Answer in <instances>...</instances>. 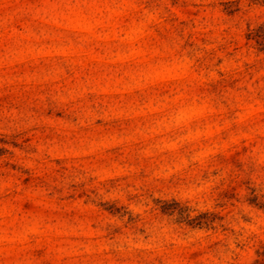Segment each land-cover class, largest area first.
<instances>
[{
  "label": "clouds",
  "instance_id": "1",
  "mask_svg": "<svg viewBox=\"0 0 264 264\" xmlns=\"http://www.w3.org/2000/svg\"><path fill=\"white\" fill-rule=\"evenodd\" d=\"M258 24L264 0L231 15L218 0H0V264H250L264 51L243 36ZM210 53L231 88L213 89ZM206 211L223 219L196 224Z\"/></svg>",
  "mask_w": 264,
  "mask_h": 264
},
{
  "label": "rangeland",
  "instance_id": "2",
  "mask_svg": "<svg viewBox=\"0 0 264 264\" xmlns=\"http://www.w3.org/2000/svg\"><path fill=\"white\" fill-rule=\"evenodd\" d=\"M237 0H218V7L219 10L224 14V15H231L235 9ZM181 10L178 9V13ZM257 25L253 26L251 29L255 28ZM250 29V30H251ZM249 31V30H248ZM247 31V32H248ZM247 32L243 36L244 42L250 46L253 50H258L255 45L254 41L252 39H247ZM200 40V44L205 43L204 37H198ZM200 44H197L195 40H186L185 41V46L192 51L189 53V55L195 54L196 51H201ZM91 55V53H89ZM213 56L215 57L214 62H212ZM203 59H206L209 61L208 63L204 64V68L207 69L209 72H214L216 76L220 77L221 79L216 80L214 84H212L213 89L220 88L222 90H226L227 88H231L235 84V80L231 78L229 74H227L224 70V64H225V58L224 56H219L215 55V53H210L206 55ZM57 117H60V113L57 112L55 114ZM30 138H25V143L28 142ZM0 143H3L5 145V148L8 146V141L3 140L0 141ZM12 146H18L16 143L13 141ZM29 178L25 176L24 183H28ZM234 194V190L230 189H224L220 194L222 199L224 201H227L232 198ZM83 193H79L78 196H82ZM27 207V205L25 206ZM179 206L176 204H172L168 206V210H173L177 209ZM106 212H109L110 214H124L126 209L123 206L113 204L110 208L105 209ZM180 211L183 213L186 211V209H180ZM218 219H223V217H218L217 214H215L212 211H206L202 213L199 217L196 218L195 223L196 224H208L211 223L212 221H218ZM248 259L250 264H264V243L259 244L255 249H252L248 253Z\"/></svg>",
  "mask_w": 264,
  "mask_h": 264
},
{
  "label": "trees",
  "instance_id": "3",
  "mask_svg": "<svg viewBox=\"0 0 264 264\" xmlns=\"http://www.w3.org/2000/svg\"><path fill=\"white\" fill-rule=\"evenodd\" d=\"M247 39H252L258 50L264 51V24H258L246 34Z\"/></svg>",
  "mask_w": 264,
  "mask_h": 264
}]
</instances>
